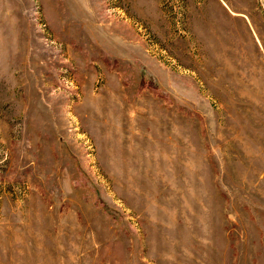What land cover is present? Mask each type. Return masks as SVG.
I'll use <instances>...</instances> for the list:
<instances>
[{
	"label": "rangeland",
	"instance_id": "rangeland-1",
	"mask_svg": "<svg viewBox=\"0 0 264 264\" xmlns=\"http://www.w3.org/2000/svg\"><path fill=\"white\" fill-rule=\"evenodd\" d=\"M0 264H264V0H0Z\"/></svg>",
	"mask_w": 264,
	"mask_h": 264
}]
</instances>
